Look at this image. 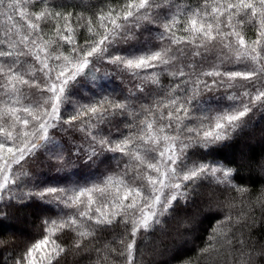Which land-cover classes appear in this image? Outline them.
<instances>
[{"label": "snow or ice", "instance_id": "snow-or-ice-1", "mask_svg": "<svg viewBox=\"0 0 264 264\" xmlns=\"http://www.w3.org/2000/svg\"><path fill=\"white\" fill-rule=\"evenodd\" d=\"M68 254L264 264V0H0V264Z\"/></svg>", "mask_w": 264, "mask_h": 264}, {"label": "trees", "instance_id": "trees-1", "mask_svg": "<svg viewBox=\"0 0 264 264\" xmlns=\"http://www.w3.org/2000/svg\"><path fill=\"white\" fill-rule=\"evenodd\" d=\"M70 4H80L81 0H68ZM83 2L88 3H95L96 0H83ZM257 215H259V211L257 210ZM34 235H38L37 233H34ZM80 257H75L72 254H68L64 257V264H77V261L80 260Z\"/></svg>", "mask_w": 264, "mask_h": 264}]
</instances>
